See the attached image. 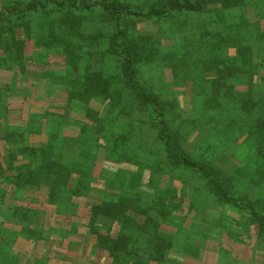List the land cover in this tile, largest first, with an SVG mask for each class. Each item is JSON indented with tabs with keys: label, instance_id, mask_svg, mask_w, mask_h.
Masks as SVG:
<instances>
[{
	"label": "trees",
	"instance_id": "trees-1",
	"mask_svg": "<svg viewBox=\"0 0 264 264\" xmlns=\"http://www.w3.org/2000/svg\"><path fill=\"white\" fill-rule=\"evenodd\" d=\"M262 22L264 0H0V264H161L164 238L140 247L152 208L107 163L189 170L262 239L264 188L234 186L264 183ZM175 34L202 46L156 59ZM149 61L177 69L146 79Z\"/></svg>",
	"mask_w": 264,
	"mask_h": 264
},
{
	"label": "rangeland",
	"instance_id": "rangeland-1",
	"mask_svg": "<svg viewBox=\"0 0 264 264\" xmlns=\"http://www.w3.org/2000/svg\"><path fill=\"white\" fill-rule=\"evenodd\" d=\"M129 1L130 3L138 4L143 0ZM182 24V27L186 25L184 22H181L179 25H176L177 28L181 30L180 26ZM261 24L264 25L263 22ZM169 25L172 24L169 23ZM146 32L150 33L152 31L147 30ZM154 32L157 33V30ZM178 42H181L182 46H178ZM200 46L202 44L183 40L182 34H175L173 40L162 41L158 50L161 53L159 56H156V59L159 58L160 60V58H163L164 55L169 53V50L185 53L194 49L197 52ZM169 55L167 54L166 56ZM160 65L163 66L164 63ZM146 66H144L146 67V79L155 77V81H158L157 79L161 72L167 81L170 80L173 77L171 73L172 67L174 70L177 69L175 63L173 65H166L169 68H165L168 69L165 71L162 67H158V64L151 61ZM171 85L164 84L162 87L170 88ZM189 87L190 85H187L184 89L178 90L182 94L177 93L176 100L181 108V112L183 111V114L187 118H192L195 114L191 113L190 109ZM33 141L37 142L38 139ZM141 159L145 161V157ZM146 164L150 170L146 169L140 172L135 164L127 162L120 165L107 163L108 169L107 167L103 169L100 166L96 167L98 173L104 172L109 175L105 177L109 182H112V189H114L112 193L123 195L130 199L140 197L143 201L139 205L140 207L142 206L141 208H152V219L158 225L156 224L157 227L155 228L150 226L147 229V237H144L145 241L143 239V244H140L141 249L149 250L150 242L152 244L153 242L157 243L159 239L156 240V237L160 236L170 245L171 251L169 249V252L174 251L173 253L181 256L180 259L184 258V255L186 257L189 256L190 259L186 258L184 264H190L192 261H195L193 255L198 256L196 260L199 263L205 261V264H264V235L262 239H258L257 241L254 237L242 236L244 234L243 231L249 226V213L247 211L242 210V208H233L227 204L220 205L218 199L210 192L207 185L202 183V180L189 170H174V168H170L167 169L170 171V174L159 173V175L158 171L153 169L157 163L148 160ZM133 176L139 179L138 183H132L131 179ZM103 182L101 180L100 183ZM234 186L236 187V194L245 195L247 192L253 190L251 189L253 186L255 191L263 190L264 183H246L240 180L238 183H234ZM13 197L14 195L9 196L8 199H13ZM160 202L161 204H159ZM166 208L170 209V211L165 214ZM128 216L137 225H143L145 222V218L142 215H135L129 211ZM187 247L193 248V255L186 250ZM165 264L178 263L169 260Z\"/></svg>",
	"mask_w": 264,
	"mask_h": 264
},
{
	"label": "crops",
	"instance_id": "crops-1",
	"mask_svg": "<svg viewBox=\"0 0 264 264\" xmlns=\"http://www.w3.org/2000/svg\"><path fill=\"white\" fill-rule=\"evenodd\" d=\"M99 195H100V194H99ZM97 197H98V196H97ZM100 197H101V195H100ZM174 250H177V249H174ZM186 250H187L189 253H191V255H193V253H192L193 248H190V247L188 248V247H187ZM194 250H195V249H194ZM170 251H171V249H170ZM173 252H174V251H173ZM173 252H168V254L166 255V257L164 258V261H163L164 264H165V263H168L169 260L174 261V263L184 264V261H185L186 258H187V259H190L189 256L186 257L185 255H184V258L180 259L181 256H179V255H177L176 253H173ZM193 257H195V258H194L195 261H192L190 264H205V261H201V262L199 263V261L196 260V258H198V256L193 255ZM163 263H162V264H163ZM186 264H187V263H186Z\"/></svg>",
	"mask_w": 264,
	"mask_h": 264
}]
</instances>
